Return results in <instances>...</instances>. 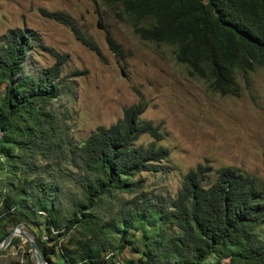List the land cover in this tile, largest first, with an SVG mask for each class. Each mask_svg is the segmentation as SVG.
Here are the masks:
<instances>
[{
    "label": "trees",
    "instance_id": "obj_1",
    "mask_svg": "<svg viewBox=\"0 0 264 264\" xmlns=\"http://www.w3.org/2000/svg\"><path fill=\"white\" fill-rule=\"evenodd\" d=\"M102 2L220 95H237L236 77L264 66V0ZM46 15L97 52L67 16ZM32 39L21 29L0 35L1 224L43 232L35 243L49 264H114L126 247L138 257L123 264H264V181L235 167L207 181L196 165L173 196L144 190L140 173L159 172L167 156L156 145L160 125L140 119L144 106L135 103L74 142L66 111L53 107L64 92L62 60L25 70ZM143 134L152 141L135 145Z\"/></svg>",
    "mask_w": 264,
    "mask_h": 264
},
{
    "label": "rangeland",
    "instance_id": "obj_2",
    "mask_svg": "<svg viewBox=\"0 0 264 264\" xmlns=\"http://www.w3.org/2000/svg\"><path fill=\"white\" fill-rule=\"evenodd\" d=\"M54 12L67 16L97 52L46 15ZM12 29L33 38L25 70L62 60L64 92L53 107L66 111L67 133L74 142L83 141L96 126L119 119L123 108L143 104L140 119L160 125L162 137L156 145L167 150L159 172L140 173L144 190L173 196L184 174L196 165L207 181L221 167H235L264 181V66L256 67L245 81L236 77L237 95H220L209 90L204 79L189 76L174 61L170 46L139 39L128 20L116 18L102 0H0V35ZM107 34L119 52L108 48ZM151 141L143 134L134 144ZM49 174L50 169L44 177ZM18 225L34 241L39 235L44 238L43 232ZM11 228L0 223V232ZM116 256L135 260L138 254L126 247ZM0 264H36V258L28 243L13 236L0 250Z\"/></svg>",
    "mask_w": 264,
    "mask_h": 264
},
{
    "label": "water",
    "instance_id": "obj_3",
    "mask_svg": "<svg viewBox=\"0 0 264 264\" xmlns=\"http://www.w3.org/2000/svg\"><path fill=\"white\" fill-rule=\"evenodd\" d=\"M15 232H17V236L21 237L24 242L28 243L31 252L36 258V264H45V261H43L40 251L33 238H31L26 232H24L18 224L12 226V228L1 239L0 250L4 249L8 245Z\"/></svg>",
    "mask_w": 264,
    "mask_h": 264
},
{
    "label": "built area",
    "instance_id": "obj_4",
    "mask_svg": "<svg viewBox=\"0 0 264 264\" xmlns=\"http://www.w3.org/2000/svg\"><path fill=\"white\" fill-rule=\"evenodd\" d=\"M110 256H111V253H106L105 256H104V258L107 259ZM112 260H113V263L114 264H123V260L120 259V258H118L117 256L114 257V258L112 257Z\"/></svg>",
    "mask_w": 264,
    "mask_h": 264
},
{
    "label": "bare ground",
    "instance_id": "obj_5",
    "mask_svg": "<svg viewBox=\"0 0 264 264\" xmlns=\"http://www.w3.org/2000/svg\"><path fill=\"white\" fill-rule=\"evenodd\" d=\"M14 236H17V232H15Z\"/></svg>",
    "mask_w": 264,
    "mask_h": 264
},
{
    "label": "clouds",
    "instance_id": "obj_6",
    "mask_svg": "<svg viewBox=\"0 0 264 264\" xmlns=\"http://www.w3.org/2000/svg\"><path fill=\"white\" fill-rule=\"evenodd\" d=\"M263 67V66H262Z\"/></svg>",
    "mask_w": 264,
    "mask_h": 264
}]
</instances>
